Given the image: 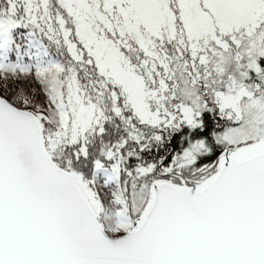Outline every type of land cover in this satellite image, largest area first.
Wrapping results in <instances>:
<instances>
[{"label": "snow or ice", "instance_id": "obj_1", "mask_svg": "<svg viewBox=\"0 0 264 264\" xmlns=\"http://www.w3.org/2000/svg\"><path fill=\"white\" fill-rule=\"evenodd\" d=\"M0 264H264V0H0Z\"/></svg>", "mask_w": 264, "mask_h": 264}]
</instances>
